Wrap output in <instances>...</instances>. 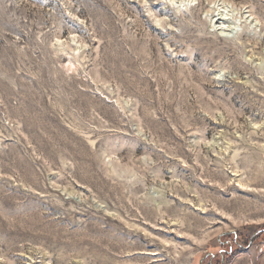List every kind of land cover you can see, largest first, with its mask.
<instances>
[{"label": "rangeland", "instance_id": "374dc122", "mask_svg": "<svg viewBox=\"0 0 264 264\" xmlns=\"http://www.w3.org/2000/svg\"><path fill=\"white\" fill-rule=\"evenodd\" d=\"M262 248L264 0H0V264Z\"/></svg>", "mask_w": 264, "mask_h": 264}, {"label": "crops", "instance_id": "0c3cea01", "mask_svg": "<svg viewBox=\"0 0 264 264\" xmlns=\"http://www.w3.org/2000/svg\"><path fill=\"white\" fill-rule=\"evenodd\" d=\"M256 251H253L251 259L247 257L239 258L236 264H264V248Z\"/></svg>", "mask_w": 264, "mask_h": 264}, {"label": "bare ground", "instance_id": "6f19581e", "mask_svg": "<svg viewBox=\"0 0 264 264\" xmlns=\"http://www.w3.org/2000/svg\"><path fill=\"white\" fill-rule=\"evenodd\" d=\"M220 14V13H219ZM219 16V15H218ZM222 18V17H221ZM221 20V19H220ZM222 20H224V19H222ZM218 23V22H217ZM222 23V22H221ZM224 23V22H223ZM225 25V24H224ZM236 25V24H235ZM222 30V29H221ZM227 30H228V28H227ZM228 33V32H227Z\"/></svg>", "mask_w": 264, "mask_h": 264}]
</instances>
